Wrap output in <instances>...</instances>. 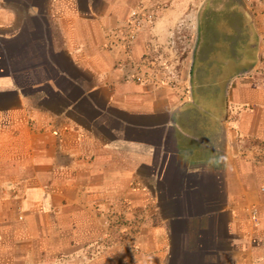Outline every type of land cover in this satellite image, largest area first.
Segmentation results:
<instances>
[{"label":"crops","instance_id":"crops-1","mask_svg":"<svg viewBox=\"0 0 264 264\" xmlns=\"http://www.w3.org/2000/svg\"><path fill=\"white\" fill-rule=\"evenodd\" d=\"M143 1L0 0V264H264V0Z\"/></svg>","mask_w":264,"mask_h":264},{"label":"built area","instance_id":"built-area-1","mask_svg":"<svg viewBox=\"0 0 264 264\" xmlns=\"http://www.w3.org/2000/svg\"><path fill=\"white\" fill-rule=\"evenodd\" d=\"M168 4L161 3L159 0H146L138 4L129 15L128 19L124 22L121 29L113 32L111 35L117 39L118 43H122L125 47L127 55H131V44L135 41L138 33L153 24L157 19L158 13L166 8ZM124 63V64H122ZM119 67L123 69H129L130 73L125 75V79L136 83H144L147 81H155L156 74L162 72V74L169 80L174 73V69L171 64H168L161 58H143L139 62H134L132 59L125 60V62H119ZM131 69V71H130ZM171 87H174L172 81H168ZM264 192V187L262 188ZM253 222L258 223L257 212H253Z\"/></svg>","mask_w":264,"mask_h":264},{"label":"rangeland","instance_id":"rangeland-1","mask_svg":"<svg viewBox=\"0 0 264 264\" xmlns=\"http://www.w3.org/2000/svg\"><path fill=\"white\" fill-rule=\"evenodd\" d=\"M190 45H191V42H190L189 32H188L186 44H185V38L177 42V45L175 44V47H177L178 49V53L181 54V56L179 55V57H181L182 60H184V58L187 57L188 54H190Z\"/></svg>","mask_w":264,"mask_h":264}]
</instances>
